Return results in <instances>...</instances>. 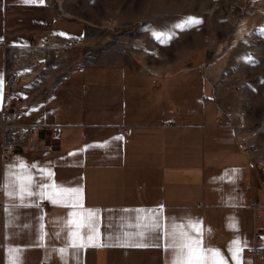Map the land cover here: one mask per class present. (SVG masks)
<instances>
[{"label": "crops", "instance_id": "crops-1", "mask_svg": "<svg viewBox=\"0 0 264 264\" xmlns=\"http://www.w3.org/2000/svg\"><path fill=\"white\" fill-rule=\"evenodd\" d=\"M73 25L58 19L48 0H0V110L7 47L46 32L59 40L87 37V26L76 24L72 32ZM87 48L71 51L39 84L17 93L25 104L17 121L44 126V146L5 162L0 138V264H166V252L151 246L156 230L133 223L153 212L166 221L200 220L205 243L228 264H236L228 251L234 237L246 241L243 261L254 264L250 251L264 250V175L239 132L214 125L227 102L215 90L211 68L164 70L115 49L100 55L94 45ZM20 165L36 176L51 171L42 194H25L23 201L6 194L10 172ZM61 186L81 191L52 195ZM89 210H95L98 241H87L86 227L79 237L70 235ZM66 221L72 223L65 227ZM73 239L76 248L56 251ZM137 241L148 246H126Z\"/></svg>", "mask_w": 264, "mask_h": 264}, {"label": "rangeland", "instance_id": "rangeland-1", "mask_svg": "<svg viewBox=\"0 0 264 264\" xmlns=\"http://www.w3.org/2000/svg\"><path fill=\"white\" fill-rule=\"evenodd\" d=\"M48 1L58 19L75 24L70 31L87 26V47L100 55L115 49L164 70L210 67L226 110L245 114L239 134L264 175V0ZM161 31L170 37L158 39Z\"/></svg>", "mask_w": 264, "mask_h": 264}, {"label": "built area", "instance_id": "built-area-1", "mask_svg": "<svg viewBox=\"0 0 264 264\" xmlns=\"http://www.w3.org/2000/svg\"><path fill=\"white\" fill-rule=\"evenodd\" d=\"M87 49L86 38L57 39L52 32L34 35L30 42L20 46L7 47L5 69V105L0 110V138L3 142V160L8 162L18 151L34 152L42 149L44 142L41 134L44 126L26 125L17 121L24 102H19L17 93L27 85L39 84L46 70L54 65L63 64L73 50ZM81 60L77 62L80 63ZM80 68L78 72L83 73ZM147 71L152 73L151 69ZM209 120L205 126H210ZM218 128H232L237 132L245 129L246 118L230 108L223 111L214 120ZM252 207H256L252 203ZM254 264H264V250L254 248L250 251Z\"/></svg>", "mask_w": 264, "mask_h": 264}, {"label": "snow or ice", "instance_id": "snow-or-ice-1", "mask_svg": "<svg viewBox=\"0 0 264 264\" xmlns=\"http://www.w3.org/2000/svg\"><path fill=\"white\" fill-rule=\"evenodd\" d=\"M27 2V0H25ZM197 21H187L186 23H193ZM181 27V25H177ZM158 39H163L170 37L169 33L159 32L155 34ZM117 140H122V137H117ZM25 166L20 165V171H11L10 172V183L8 185L12 190L7 191L6 194L9 197H18L21 201L24 200L25 194L27 196H32L34 194L43 193V190L48 187L46 181L52 176L51 171H47V177L43 174L45 170H41L39 176H36L32 172H25ZM3 188V185H0V189ZM79 188H65L60 187L59 192H53L52 195H58L61 193L65 194H76L80 193ZM95 215V210H89L87 216L84 218L83 222L76 225L77 231L71 232L70 235L73 237H79V229L81 227H86L88 231L84 233L87 241L91 242L94 239L99 240V233L97 232L98 222L93 219ZM143 223L135 220L134 224H139V226L146 231L151 232L152 229L156 230L154 239L156 243L151 246L161 247L167 254L166 264H228L227 259L224 257L221 250L214 248L209 244H206L204 241V226L200 220H183L176 221L173 219H168L163 216L162 212H153L151 216L145 213ZM234 219V218H233ZM72 221H66L65 227H68ZM121 226L128 227V224L121 222ZM118 228L120 226H117ZM232 227L235 229L236 224L233 223ZM190 229V231H189ZM141 231L139 235L143 236L144 231ZM211 231L210 229L208 230ZM165 241L161 244L160 241ZM247 242L241 241L238 237H234V240L229 245V253L231 258L236 264H250V262L243 261L242 252L246 247ZM84 245L81 244L80 247ZM94 246H106L105 244H96ZM126 246L131 247H145L141 241H137L134 244ZM68 247L76 248V241L73 239L69 245H66L63 248L57 249L56 251L63 254L67 251ZM76 252L72 253V256L75 257Z\"/></svg>", "mask_w": 264, "mask_h": 264}, {"label": "bare ground", "instance_id": "bare-ground-1", "mask_svg": "<svg viewBox=\"0 0 264 264\" xmlns=\"http://www.w3.org/2000/svg\"><path fill=\"white\" fill-rule=\"evenodd\" d=\"M86 43H87V41H86ZM87 45V44H86Z\"/></svg>", "mask_w": 264, "mask_h": 264}]
</instances>
